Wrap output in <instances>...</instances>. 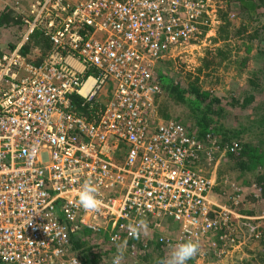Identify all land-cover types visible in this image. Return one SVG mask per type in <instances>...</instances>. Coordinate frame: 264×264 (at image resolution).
<instances>
[{
    "label": "built area",
    "instance_id": "2783aa9c",
    "mask_svg": "<svg viewBox=\"0 0 264 264\" xmlns=\"http://www.w3.org/2000/svg\"><path fill=\"white\" fill-rule=\"evenodd\" d=\"M212 11L213 0H32L20 41L0 54V264H83L72 245L83 231L123 264L149 252L147 234L167 219L176 244L194 240L199 254L217 232L232 244L200 166L224 148L155 110L156 64L198 42ZM35 30L50 43L39 63L23 52ZM74 95L88 112L73 109ZM86 182L95 211L77 201Z\"/></svg>",
    "mask_w": 264,
    "mask_h": 264
},
{
    "label": "rangeland",
    "instance_id": "374dc122",
    "mask_svg": "<svg viewBox=\"0 0 264 264\" xmlns=\"http://www.w3.org/2000/svg\"><path fill=\"white\" fill-rule=\"evenodd\" d=\"M7 5H9L8 1L0 0V13L4 12ZM221 16L227 17L230 26L225 25ZM8 18L9 16H4L0 20L2 24L0 27V54L11 48L9 44L16 40L19 34L20 36L22 34L23 26L18 24L13 26V34L5 30L7 24H10ZM19 20L21 23V15ZM256 20L249 17L235 0H213L210 25L207 27L205 35L201 36L196 43L174 50L171 57L166 59H172L174 62L173 65H170L169 62L167 67L174 68V74L178 75L175 79L178 78L179 81L185 82L189 75L191 80L198 77L204 89L212 91L219 98H227V100H222L223 104L221 103L227 113V125L237 126L235 125L237 121L246 124L248 115L251 116L249 122L256 121L258 115L263 113L260 108L254 113L250 104L242 111L228 104L232 95L239 96L245 89H249L248 78L253 77L254 70L258 67L264 68V54L260 51L264 48V43L255 38L250 43L243 42L244 39L248 41L246 36L253 30L252 27ZM223 24L224 30L220 31L218 27ZM244 25L248 26V30L237 34V28ZM3 28L4 32L1 30ZM226 32L229 33V39L225 41L215 39L219 34L223 35ZM216 48L222 49L225 53L231 49L228 59L218 63L221 60L220 54L215 51ZM205 58L211 59L207 69L203 67ZM198 68L202 69L201 72ZM171 73L173 74V72ZM261 97L257 96V101ZM171 111L174 113L175 108ZM186 112H190L188 108H186ZM183 117L180 122L189 125L191 118L186 113ZM254 134H256L255 131L245 134V138L248 142L258 145ZM229 151L234 152L229 148L214 152L211 162H208L205 155L200 166L203 168L204 174L206 172L208 177L214 179L211 201L219 206L218 213H229L228 216L231 220L228 224H231L234 230V240L231 242L232 244H228L221 239L219 232L211 234L207 237L208 243L201 244L200 254L191 259V263L189 261L188 264H264V262L256 260L259 259V255L264 253V245H259L258 241L264 233V199L260 198L258 190L254 186L251 172L242 173L234 167L232 168L234 161L228 157ZM166 221L167 227L150 231L147 234V237L157 239L162 235H169L168 228H170V241L172 242L169 246L162 245V255L165 257L177 245L175 238L178 236V226L171 219ZM158 254L152 251L151 256L155 258L158 257Z\"/></svg>",
    "mask_w": 264,
    "mask_h": 264
},
{
    "label": "trees",
    "instance_id": "16d2710c",
    "mask_svg": "<svg viewBox=\"0 0 264 264\" xmlns=\"http://www.w3.org/2000/svg\"><path fill=\"white\" fill-rule=\"evenodd\" d=\"M235 1L240 4L249 17L257 19L251 33L247 36L245 35L246 39L248 37V41L244 39L243 42L250 43L255 38L264 43V0ZM0 16L3 18L4 16H9V14L7 11H4L1 12ZM221 18L223 22L225 21L226 26H230L226 16H221ZM17 20L13 21L16 22ZM17 23H20V21ZM224 27L223 24L218 29L223 31ZM247 30L248 26L244 25L241 28H237L236 32L237 34H242ZM218 37L215 39L225 41L230 38L228 32L223 35L219 34ZM49 50V41L38 30H35L29 39V43L24 47L23 52L34 63H39ZM215 51L220 54L221 61H218V63L228 59L229 51L225 53L219 48H216ZM260 51L264 54V48L260 49ZM169 62L170 65L174 63L172 59L162 60L156 64L154 69L156 81L160 85V93L155 97L156 120L162 118L161 121L172 120L178 122L187 129L189 134L195 135L196 138L204 141V144L209 145L215 139L221 149L229 148L234 150V152L229 151L228 154V157L234 161L232 168L234 167V169L242 173L251 172L254 186L258 190L260 198L264 199V68H256L253 77L248 78L249 89H245L239 96L232 95L228 103L241 111L250 104L254 113L257 112L258 108L262 109L263 113L258 115L257 119L255 118L256 121L249 122L251 116L248 115L246 118L248 123L242 124L240 121H237L235 123L237 126H232L226 124L228 120L226 118L227 113L224 106L221 105L222 100H227V98H219L212 91L204 89L198 77H194L191 80L189 75L185 79V82L179 81L178 78L175 79L178 75L174 74V68L171 66L167 67ZM210 62L211 59L205 58L203 67L207 69L210 66ZM198 70L201 72L202 69L198 68ZM257 96L262 97L257 101ZM72 98L75 105L73 109L79 112H88V103L82 105V100L77 95H74ZM174 108L175 112L172 113L171 110ZM186 108L190 112H186ZM185 113L191 118L189 125L180 122L181 117ZM252 131L256 132L254 137L258 140V145L248 142L245 138V134ZM220 173L222 174V171ZM88 234L87 231H83L76 239L72 240L73 248L79 251L78 255L83 264H109L108 253L105 250L107 242L105 240L93 242ZM258 241L259 245H264V233ZM146 243L149 252L146 251L135 259L126 256L123 264H158L160 259L165 258L162 255V245L158 242V239H148ZM152 251L159 253L158 257L152 258ZM263 255L264 253L259 255V259L256 260L264 262Z\"/></svg>",
    "mask_w": 264,
    "mask_h": 264
},
{
    "label": "clouds",
    "instance_id": "9594fccd",
    "mask_svg": "<svg viewBox=\"0 0 264 264\" xmlns=\"http://www.w3.org/2000/svg\"><path fill=\"white\" fill-rule=\"evenodd\" d=\"M97 187L91 182L84 183L77 195L79 206L85 211H95L100 206V201L97 197ZM147 228L146 222L143 220L128 226L129 235L137 238L138 235ZM120 255H123L124 247L121 245L117 249ZM199 254V245L194 240H185L178 243L165 258L158 261V264H188V261ZM115 264H119V258Z\"/></svg>",
    "mask_w": 264,
    "mask_h": 264
},
{
    "label": "crops",
    "instance_id": "0c3cea01",
    "mask_svg": "<svg viewBox=\"0 0 264 264\" xmlns=\"http://www.w3.org/2000/svg\"><path fill=\"white\" fill-rule=\"evenodd\" d=\"M8 1L9 5H7V7L5 8L4 11H7L9 14V22L10 24H7L6 29L10 34H13V29H14V25H21V23H17L18 21H20V15L21 17L25 14V11L27 10L28 6L30 5V3L32 2V0H6ZM17 8V9H16ZM1 14V13H0ZM20 14V15H19ZM2 19V17L0 16V20ZM18 19V20H17ZM13 20H17L16 22ZM0 27H2V24L0 22ZM4 32V28L1 29ZM20 41V34L19 37L14 40L11 44H9V46H15L16 43H18ZM13 46V47H14ZM12 48V47H11ZM10 49V48H9Z\"/></svg>",
    "mask_w": 264,
    "mask_h": 264
}]
</instances>
